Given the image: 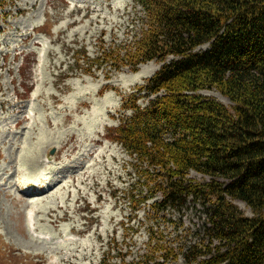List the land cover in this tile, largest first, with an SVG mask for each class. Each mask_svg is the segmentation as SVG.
Wrapping results in <instances>:
<instances>
[{
	"label": "rangeland",
	"instance_id": "1",
	"mask_svg": "<svg viewBox=\"0 0 264 264\" xmlns=\"http://www.w3.org/2000/svg\"><path fill=\"white\" fill-rule=\"evenodd\" d=\"M4 1L0 10V264L136 261L144 254L152 226L163 233L162 245L182 251L195 242L191 234L202 221L198 205L188 202L180 211L155 212L150 206L153 199L135 215L131 213L128 197L140 190L145 196L146 188L140 187L132 158L106 139L105 129L118 125L121 101L137 92L162 63L153 60L134 72L123 67L115 73L101 64L85 73V63L73 60V51L80 48L90 58L113 44L122 52L125 41L138 29L139 7L131 0ZM4 12L6 16L1 15ZM141 69L148 75L134 80ZM200 94L232 106L216 89ZM148 99L137 103L145 106ZM37 177L60 181L42 193L46 181L38 184ZM188 177L200 183L210 180L194 171ZM28 182L32 189H26ZM26 190L33 194L24 196ZM39 193L40 199L31 203ZM30 203L37 212L29 225ZM233 203L244 216L252 217L243 202ZM176 256L167 264H186L179 251Z\"/></svg>",
	"mask_w": 264,
	"mask_h": 264
},
{
	"label": "trees",
	"instance_id": "2",
	"mask_svg": "<svg viewBox=\"0 0 264 264\" xmlns=\"http://www.w3.org/2000/svg\"><path fill=\"white\" fill-rule=\"evenodd\" d=\"M132 2L141 16L124 50L113 44L90 58L80 48L74 64L83 61L85 73L105 64L115 73L162 63L121 101L118 125L105 129L106 139L132 158L146 188L147 195L128 197L133 215L153 199L155 212L191 202L202 221L191 234L197 240L182 251L162 245L163 233L150 227L144 254L120 263L167 264L179 251L186 264H264V0ZM5 5L0 0V10ZM206 89L232 106L202 96ZM140 98H149L145 106ZM191 171L210 180L195 182Z\"/></svg>",
	"mask_w": 264,
	"mask_h": 264
},
{
	"label": "bare ground",
	"instance_id": "3",
	"mask_svg": "<svg viewBox=\"0 0 264 264\" xmlns=\"http://www.w3.org/2000/svg\"><path fill=\"white\" fill-rule=\"evenodd\" d=\"M148 74H147V72L144 70V69H141L138 73H136V74H134L133 75V77H134V80H140L141 78H143V77H145V76H147ZM35 161V160H34ZM31 164V163H30ZM2 170H4V169H2ZM1 175H0V179H1ZM48 177V176H47ZM63 177V176H62ZM61 177V178H62ZM37 179H39L38 177L35 179V180H37ZM60 178H56V179H49V180H47V182H46V189L45 190H43L42 191V193H46V192H50L51 190H53L54 189V187H53V185H55V182H58V181H60L59 180ZM38 181V180H37ZM28 184H30V182H28V183H26V185H28ZM58 187V186H57ZM59 188V187H58ZM42 193H39V195L38 196H35L34 198H32V201H30L31 203L33 202V201H36V200H39L40 198V196H42L43 194ZM49 195V194H48ZM25 196V195H24ZM47 199V198H46ZM62 200V199H61ZM37 202V201H36ZM30 203V204H31ZM30 208H32V210H29L28 212H27V221H28V223H29V225L32 223V217L34 216V214H36V212H35V210H37V206H34V205H32L31 204V207ZM35 209V210H34ZM34 223H35V221H34ZM50 237V235H48V236H46V239L47 238H49Z\"/></svg>",
	"mask_w": 264,
	"mask_h": 264
}]
</instances>
